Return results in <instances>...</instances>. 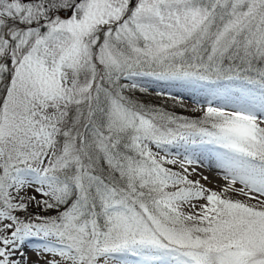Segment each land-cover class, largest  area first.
Wrapping results in <instances>:
<instances>
[{"label": "snow or ice", "instance_id": "1", "mask_svg": "<svg viewBox=\"0 0 264 264\" xmlns=\"http://www.w3.org/2000/svg\"><path fill=\"white\" fill-rule=\"evenodd\" d=\"M143 77L223 104L175 115ZM129 256L264 264V0H0V264Z\"/></svg>", "mask_w": 264, "mask_h": 264}, {"label": "rangeland", "instance_id": "2", "mask_svg": "<svg viewBox=\"0 0 264 264\" xmlns=\"http://www.w3.org/2000/svg\"><path fill=\"white\" fill-rule=\"evenodd\" d=\"M153 79L154 78H151V77L137 78V82L139 84H141L144 87V89H146V90L145 91L136 90L133 93H130V95H132L133 97H141V93H147V94L152 95V96L158 95L159 97L171 100V102L173 101V103H175V104L180 103L179 105L178 104L177 105L180 108H184L183 110L185 112H191V111H193L192 109H194V113L196 111L202 113L201 109L206 108L208 106L207 104H209V103H207V104L203 103L202 100L198 97V95H203L204 97H205V95L206 96H212V95H214V92H219L220 93L219 97H222V95H223L222 90L215 88V85H208L209 89L203 90L202 92L190 91V92H192V94L190 95L187 92V90H185L183 87H181L179 85H174L172 83H167L168 80H162V81H164V83H163L162 81H157V80H153ZM171 82L174 83L175 81H171ZM156 102H159V101L156 100ZM213 105L217 106L216 104H213ZM207 152H208V150H206V148H198L197 150H195L194 153H191V155L194 158H197L198 160L205 161ZM181 153H183V150H181ZM168 167H173V166L168 165ZM211 176L216 179V180L215 179L214 180L209 179L212 181V183H208L207 181H203V180H201V182L205 183L210 188H218V186H220L224 183L223 180L221 182H219L217 180V179H221V175L216 174V173H211ZM190 178L191 179H200L201 177L196 172ZM37 246H38V244H36L34 242V243L29 244L28 248L31 250ZM28 254H29V258L31 260L37 259L34 252L29 251ZM127 260H128V264H137L138 258L128 257ZM116 264H119V261H117Z\"/></svg>", "mask_w": 264, "mask_h": 264}, {"label": "trees", "instance_id": "3", "mask_svg": "<svg viewBox=\"0 0 264 264\" xmlns=\"http://www.w3.org/2000/svg\"><path fill=\"white\" fill-rule=\"evenodd\" d=\"M134 98L143 101L144 103H146L149 106H155V107L161 108L163 110H166L170 113H173L175 115L183 116V117H186L189 119H195V118L199 117L200 115H202V113L197 112V111L194 113V109H192L193 111H191V112H185L183 110L184 108H180L178 106L180 103L175 104V103H173V101L171 102V100L159 97L158 95L152 96V95H149L147 93H141V97H134ZM156 100H158L159 102H156ZM32 210L35 211V209H32Z\"/></svg>", "mask_w": 264, "mask_h": 264}, {"label": "bare ground", "instance_id": "4", "mask_svg": "<svg viewBox=\"0 0 264 264\" xmlns=\"http://www.w3.org/2000/svg\"><path fill=\"white\" fill-rule=\"evenodd\" d=\"M153 80H155V79H153ZM179 83H184V82H179ZM201 155V154H200ZM201 160H199V162H200ZM192 167H196V165H192ZM197 172L198 173H201L202 175H204V176H207V177H209V179H215V178H213L210 174L211 173H216V174H219L220 175V169L218 170V169H213L212 167H209V166H206V171H198V168H197ZM216 180V179H215ZM219 182H221L222 181V179H217Z\"/></svg>", "mask_w": 264, "mask_h": 264}]
</instances>
